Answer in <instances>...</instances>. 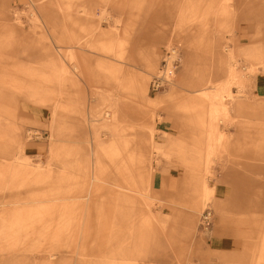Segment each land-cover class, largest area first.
<instances>
[{"label": "rangeland", "instance_id": "rangeland-1", "mask_svg": "<svg viewBox=\"0 0 264 264\" xmlns=\"http://www.w3.org/2000/svg\"><path fill=\"white\" fill-rule=\"evenodd\" d=\"M31 1L0 0L4 4L0 19V177L8 182L0 181V213L16 211V217L3 222L0 264H11L1 263L9 257L1 251L8 242L10 256L25 260L20 264H108L111 250L115 252L113 264H253V253L264 234V134L254 132L264 131V95L258 87L264 65L251 55L259 54L260 48L264 54V0H141L131 11L123 0H95L91 19L94 35L88 44L82 40L84 51L80 52L84 55L78 61L67 54L75 50L71 46V18L81 0H39L38 5ZM187 3L204 8L198 11L200 23H191V14L185 13ZM223 7L230 11L225 22L219 15ZM128 16L132 18L131 30L122 57L99 50V43L123 38ZM44 20L55 35H48ZM185 42L192 48L191 62L186 83L178 88L175 84L185 63ZM168 48L176 51L172 79L163 89L152 92L150 83ZM152 49L158 50L159 59L155 71L147 75L144 60ZM16 71L20 80L31 72L49 77L44 79L49 82L39 85L43 78H26L28 87L15 86L21 91L15 90L10 83ZM128 74L145 76L147 97L166 99L173 93L174 98L147 107L143 98L132 93L134 82L121 80ZM206 78L220 84L221 90L214 93L215 105L217 108L222 101L228 118L216 112L215 121L203 125L191 110L181 106L188 97L201 103L194 92L202 89L196 83ZM117 98L120 103L132 100L142 117L150 116L140 124L145 133L149 128L154 131L151 140L155 146L149 149L147 167L152 168V183L144 188L150 198H125L127 204L118 217L119 231H104L98 238L92 232V236L82 238L86 224L82 211L77 217L71 205L60 204L59 212L52 216L46 209L51 208L53 199L64 198L68 187L73 188L64 184L62 190L64 180H57L64 167L81 182L82 188L71 195L84 196L91 163L99 159L102 167L107 162L95 137L110 144L100 120L113 117L110 106L114 107ZM58 100L63 106L64 102L72 103L71 111H56ZM238 104L254 110H237ZM57 115L67 118L62 139L53 125ZM138 123L133 116L122 123L125 134H132L134 141ZM209 129L222 133L221 146L213 148L212 143L205 149ZM59 139L73 150L62 163L50 152ZM165 143L166 147L157 148ZM20 146L24 149L19 157ZM178 146H182L181 153ZM186 161L194 166L185 165ZM66 162L68 166L63 165ZM190 171L210 191L206 198L202 192L193 196L189 185L182 184ZM111 178H117L114 171ZM98 195L91 202L100 203ZM194 201L197 210L191 207ZM17 209L25 210V217L20 219ZM34 209L43 210L36 213ZM82 209L85 212L88 205L83 204ZM207 211L210 224L204 228L201 217ZM97 218L105 220V214ZM109 234H117V238ZM51 254L53 258L48 257Z\"/></svg>", "mask_w": 264, "mask_h": 264}, {"label": "bare ground", "instance_id": "bare-ground-1", "mask_svg": "<svg viewBox=\"0 0 264 264\" xmlns=\"http://www.w3.org/2000/svg\"><path fill=\"white\" fill-rule=\"evenodd\" d=\"M47 33L49 35V32ZM50 34H54V33L50 32ZM73 49L75 50L69 52L67 55L70 56L72 60L78 61L83 55V53L80 52L82 51L81 50L82 48L75 45L73 46ZM168 49L169 51H173V48H168ZM54 69L56 70V68ZM14 73H16V75L14 76V79L11 80V83L10 82L9 83L13 86H17L22 89L28 87L25 85L26 78L31 79L33 77L34 78L39 77V78H43V80L45 78H49V77L44 78L40 75L27 72L25 73V80H23V78L22 80H20L18 79V74H19L18 71ZM62 73H64V69H62ZM62 73H60L59 75H61ZM66 77L68 76L66 75ZM39 81H40L38 82L39 85L41 84V82H45V83L49 82L45 80L44 81L39 80ZM38 84L34 83L33 85L37 86ZM219 86L220 85H218V87L216 86L218 91L220 89ZM143 87H144L143 81L136 80V82L134 83V88L132 90V93L135 95L136 98L142 99L144 97ZM22 92L25 93L26 91H22ZM128 93L130 94V98H131L132 93L130 92ZM203 96L206 97L211 104V115H215L216 112H219L221 117L223 118L226 117L225 108L222 105L219 108L218 107L216 108V106H214L213 104V102L216 101L217 98L216 95L204 93ZM61 103L60 100H58L57 104L54 107L56 111L63 109ZM114 103H115L114 107L112 105L110 106L114 110L113 117L110 120H104V119L100 120L102 122L101 127L106 129L107 132L109 133V137L111 138L110 144L107 145L106 143H103V141L98 140L97 136L95 137L98 143L97 147L107 162L102 167L100 166L104 163H101L99 159L98 161L91 163L92 170L89 177L90 183L87 189V193L84 196L71 195L72 191L76 189H81L82 186L80 185L81 182H79V179L76 177V175L73 172L70 173L68 168L64 167L62 173L64 174V176L67 177V179L69 180V184L70 185L72 184L73 188L70 187V190L68 191V193L64 198L53 199L51 201V205H52L51 208L49 206L46 209L50 213H52V216H54L55 213L59 212L57 211L58 206L62 204L63 206L66 207H70L71 205L75 209L74 216L78 217L84 213L83 221H85L86 224L83 226V231L86 235L88 234V236H92L91 235L92 232H94L96 235L98 232L108 229L109 226H112V229L119 230L117 225L118 217L123 214L122 207L126 203L124 202L125 198L129 199L132 197V195H136L144 200H148L144 188L150 187L152 168L149 169L147 167L149 166V155H148L149 149L153 148L151 137H153L154 131H152V129L149 128L148 133H145L144 131L145 128L140 126V124L148 120L150 116L148 114H145L142 117L139 114L141 111L140 108H138L134 102L132 103V100L130 102L124 100L122 103H120V100L117 98L114 100ZM130 104H134V105H130ZM65 111L70 112L71 109ZM132 116L136 119V121H139L138 123L139 127H137L136 129V134L138 132V138L135 141L134 138H132V134L130 135L125 134L126 129L124 127L126 126L122 125L123 121H125L127 118H130ZM129 128L131 131L133 130V126H130ZM56 132L61 139L64 133H66L64 128L57 126H56ZM211 140H216V144H214L215 146L213 148L215 147L217 148L221 146V141L223 140V138L222 136L216 138L212 137ZM58 142L59 144L54 145L53 148L50 149V152L52 153L53 158L56 157L62 163L63 161H61V159L70 156L73 150L71 149V147L65 145V143H67L65 140L59 139ZM210 146L211 144H209L208 148ZM23 149L24 148L22 146L18 147L19 152H22ZM143 153L145 154L142 155ZM63 165L68 166L67 162L66 164ZM77 165L80 166L81 165L80 162ZM82 167H84V165L81 166V170ZM110 168H113L114 169L113 171L115 172V174H117L116 179L111 178L113 171ZM84 173H88V170L87 171L85 170ZM3 182H7L6 177L4 178L2 183ZM98 184L104 185V187L98 186ZM7 189L9 190L8 187ZM208 192L209 190L207 189V186L204 185L203 198H206L208 196ZM97 194H99L98 196L101 199V202L100 203L91 202V200ZM85 203L88 205V209L84 212L82 209V205ZM34 210H36V213H38L39 210L40 212H42L43 209H34ZM80 211H82V214L80 213ZM15 212L16 211H14L13 213V211H11V214L8 213V215L5 212L0 213V236L2 235L1 232L3 231V222L8 220L7 217H9V219L16 217ZM19 212H20L19 213L20 219L25 217L24 215L26 212L25 210ZM102 213L105 214V220H103L104 218L103 219L97 218ZM95 219H96V224H93V221ZM97 219L99 220V222ZM11 225L14 227V224ZM48 233L49 232L46 233L47 236ZM1 251L3 252V249H1ZM5 261L10 262L11 264H20V262H23L22 260L19 261L18 257H12V256L6 257V259L3 260L1 263H4Z\"/></svg>", "mask_w": 264, "mask_h": 264}, {"label": "crops", "instance_id": "crops-1", "mask_svg": "<svg viewBox=\"0 0 264 264\" xmlns=\"http://www.w3.org/2000/svg\"><path fill=\"white\" fill-rule=\"evenodd\" d=\"M38 1L39 0H36L35 2L31 1V3H33V5L34 4L38 5V4H36ZM115 1L117 3L120 0H115ZM121 2H124L125 6L131 11L133 8H136V7H138L140 5L141 0H123ZM77 3L78 4L75 5L77 10L74 7L76 12H73L72 18H71L72 25H73V29H72L73 30V34H72V43H71L72 45L71 46L77 45L78 47L84 49L83 41L85 40V43L88 44L89 43L88 42L89 39L91 37H93V35H94V32L92 33V29H91V27H92L91 26V19H92L93 15H94L92 8H93V6L95 5L96 2H95V0H81V1H78ZM200 5L201 4H197V7H194V6L190 5L189 3L186 4V8L187 9H186L185 13L188 11L191 14L190 21L193 24H198V23L201 22L199 20V17H198V15H199L198 11H200V10L203 11L204 8L201 7ZM211 5H213V2H211ZM210 8H212V6H210ZM101 15L104 16L103 13ZM219 15H221L222 21H224V22H225V20L230 19V11L227 10L225 7L219 9ZM3 17H4V4H3V2H0V19L3 18ZM131 22H132V18L130 16L126 17L125 22H124V28H123V38H121L120 40L119 39H117V40H109L108 42H105V43H103V42L99 43V45H98L99 50H102V51H104L106 53H111L113 55H114V52H115L116 53L115 56L122 57V55L124 54L123 47H124V45L127 42V37L130 36V30H131L130 29V24H131ZM44 24H45V28H46L47 32H53L54 35L56 34V31L52 27H48L47 26L48 20H44ZM14 30H15L14 31V34H15L16 33V29L14 28ZM184 45H185L184 46L185 63L183 64V70H182V73H181V77L177 80V82L175 84V87H178V88L183 86L186 83L187 72H188L189 64L191 62L190 61L191 60L190 56H191L192 48L190 46V43L185 42ZM92 46L94 47L95 44L92 43ZM261 50H262V48L259 49V54L251 55V56L254 59H256V61H258L259 65H264V54H261ZM82 51H84V50H82ZM158 54H159L158 50H155V49H152L150 52L149 51L147 52L145 60H144V69H145L144 73L145 74L148 75V74H151V73H153L155 71V69L157 67V64H158V59H159ZM231 71L232 70L230 69L229 73H228L229 80H230ZM124 79H129V80H131V82H134V81L136 82V80H140V79L143 80V84H144V87H143V89H144L143 90L144 103L143 104L146 105L147 107L155 106V105H158L160 103L166 102L168 99L174 98V97H172L173 93L166 98L167 100L166 99H159V98L153 99V98L147 97V82H146L145 76H143V75H137V74L130 75V74H128V75L122 76L121 80H124ZM228 81H226V82H228ZM212 84H213V86H212ZM196 85L202 87L201 90L194 92V93L198 94L199 99H201V103L199 104V103L195 102V100L192 99V97H190V98L188 97L187 101H186V104L184 106H181V108H185L187 110H191L192 113L195 116V119L198 120L203 125L206 124V123H210L211 124L213 121H215L217 116L216 115H211V104H210L209 100L206 97L203 96V94L206 93V94L214 95V93L218 91L216 86L220 85V84L213 83L212 80H210V78H206L204 80H201L200 84L196 83ZM221 86H223V85L221 84ZM11 87L13 89H15V90L17 89V90L21 91L19 88L15 87L13 85H11ZM258 87H259L260 94L264 95V76H261L259 78ZM215 102L216 101L213 102L214 106H216ZM61 104H63V103H61ZM64 104H66V105L65 106L61 105V106H63V109H62L63 111L71 109L70 108L71 106H69V105H71L72 103L64 102ZM221 105L225 108L223 102H220L218 108ZM237 107H238L237 110H242V109L246 110V109H250V108H251L252 111L254 110L253 107H247V106H245L243 104H238ZM225 112H226V117H224V118H228V113H227V109L226 108H225ZM61 116H63V115H57V118H56L55 122L53 123V125L56 124L57 127H61V128L66 129L65 125H64V121L67 118L66 117L63 118ZM251 132H252V130H251ZM254 132L256 134H259V135L264 134V131H262L260 129L258 131L255 130ZM206 135L207 136H206L205 149H208L209 144H212V143L216 144V140H211V138L212 137L216 138V137L222 136V133L220 131L218 133L215 129H209L208 131L206 130ZM1 138H2V136L0 135V139ZM168 143H172L173 144V142H168ZM168 143L157 145L158 146L157 148L162 149V147L163 146L166 147ZM181 147H179V146L177 147V151L179 153H181ZM22 152L18 151L19 157H20V155H22ZM184 164L185 165L194 166V163H191V162L189 163L187 161H186V163L184 162ZM0 175H1V173H0ZM60 177H62L63 180H64L63 189H62V190H64L65 189V187H64L65 185L64 184H69V180L67 179L66 176H64L62 171L57 176V178H58L57 180H59ZM0 181H3V179H1V177H0ZM182 181H183L182 184H184V185L188 184L189 185L190 191H192L193 196L194 195L197 196L201 192H202V196H203V190H204L205 183L203 182L202 179H200L197 176H195L192 173V171H190L188 175L183 176V180ZM9 182L11 183V181H9ZM151 183H152V178L150 180V187H151ZM0 186H1V183H0ZM163 188H164V186H163ZM68 190H70V187H68ZM163 190H164V192H166L165 189H163ZM211 198L214 199L213 190H212ZM167 202H172V201L171 200H167ZM197 206H198L197 202H195V201H194V203L191 204V207L193 209H195V210H197ZM220 206L221 205L219 203V205H218L219 209H220ZM113 230H115V229H112V226H109L108 229L98 232L96 234V238L101 237L102 233L104 231H110L111 232ZM117 231H119V230H117ZM37 234H40V236L43 237V232H39ZM83 237L87 238V237H90V236H88V234L86 235L84 233V231H83L82 238ZM109 237L110 238H117V234H114V235L113 234H109ZM108 243H107V246H108ZM94 244H96V242ZM10 246H9V242L7 244L3 245V252L6 254V255L4 254L5 256H10V254H9V250H10L9 247ZM253 254H256L255 257H254V263L253 264H264V234L261 235V239L259 241V244L257 245V249H256V251H254ZM45 256H46V253H45ZM113 256H115V252H113V250H111V252L109 253V257H108V260H109L108 264H113V262L115 260V258ZM48 257L49 258H53V254H51V256L48 255ZM23 261H25V260L23 259Z\"/></svg>", "mask_w": 264, "mask_h": 264}, {"label": "built area", "instance_id": "built-area-1", "mask_svg": "<svg viewBox=\"0 0 264 264\" xmlns=\"http://www.w3.org/2000/svg\"><path fill=\"white\" fill-rule=\"evenodd\" d=\"M175 57L176 51L174 49L173 51H168L165 53L164 59L162 61V67L150 83V89L152 92H157L170 84L172 74L175 70ZM201 223L204 228H207L209 226L210 212L207 211L202 215Z\"/></svg>", "mask_w": 264, "mask_h": 264}]
</instances>
